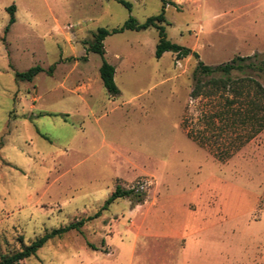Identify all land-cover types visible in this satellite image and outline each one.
<instances>
[{
    "label": "rangeland",
    "instance_id": "1",
    "mask_svg": "<svg viewBox=\"0 0 264 264\" xmlns=\"http://www.w3.org/2000/svg\"><path fill=\"white\" fill-rule=\"evenodd\" d=\"M124 1L0 0V257L77 223L21 263L264 264V77L233 71L250 77L235 94L218 72L192 94L197 60L264 59V0H164L166 38L198 59L156 58L155 28L88 50L162 9ZM118 187L142 200L102 209Z\"/></svg>",
    "mask_w": 264,
    "mask_h": 264
},
{
    "label": "trees",
    "instance_id": "2",
    "mask_svg": "<svg viewBox=\"0 0 264 264\" xmlns=\"http://www.w3.org/2000/svg\"><path fill=\"white\" fill-rule=\"evenodd\" d=\"M161 1H162L161 11L156 15L147 17L142 23L137 22L132 16H130L120 28H115L111 31L102 27L98 28L96 32L93 33V40L89 43L88 50L103 55L104 54L103 40L107 35L111 33L121 32L125 29L139 31L147 28H155L157 29L159 36L155 47L156 58L161 57V55L164 52L170 51L176 54L177 59L184 58L188 55H192L195 59H198L197 52L192 51L191 49L185 46H181L176 43H173L166 38L165 29L163 25V23L166 20L164 15L165 2L164 0ZM118 2L130 10L131 4L129 2L124 0H118ZM8 10L11 13L10 16V23H11L14 21V16H13L14 6L11 5ZM254 58H257L256 54H254L253 56H244V57L235 56L228 62L214 66L204 64L201 60H197L192 73L193 79L195 81V86L193 88L192 94L195 96L200 94V91L202 90L201 77L210 76L218 72L223 75V78L221 77L218 79L211 78L210 82L215 86L218 87L221 86V88L223 89L228 88L231 91L235 92V94L238 93L237 92L238 87L235 85H237L238 82H242L244 79L245 80L249 79L250 77L247 76L239 80L237 79L232 80L230 78V74L233 71H238L242 73L254 72L264 77V59L255 60ZM41 70L42 69L40 66L31 67L30 69L24 72L16 73V79L21 81H31L32 78ZM99 76L101 78L103 86L105 87L108 93H110L111 95H115L119 92L114 82V68L104 59L101 63V66L99 67ZM217 84H219L220 86ZM260 126H264V122H262ZM118 197H129L130 199L137 197L138 202L142 200V194L135 192L133 188L123 189L118 187L116 188L115 192H113L111 196L105 201L104 205L102 206V209L106 208L108 204H110L113 200H115ZM75 224L77 223L44 233L42 236L34 239L30 244L24 245L19 251H16L10 255L1 256L0 264H23L21 263L22 260H25L30 256H34L37 250L41 246H43V244L47 242L50 238L54 236H58L65 231H68L69 229L73 228Z\"/></svg>",
    "mask_w": 264,
    "mask_h": 264
}]
</instances>
